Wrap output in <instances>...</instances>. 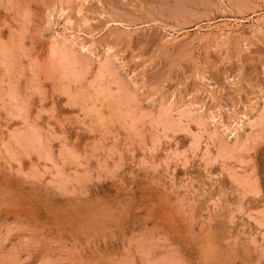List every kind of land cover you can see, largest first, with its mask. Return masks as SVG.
I'll return each mask as SVG.
<instances>
[{"label": "rangeland", "instance_id": "obj_1", "mask_svg": "<svg viewBox=\"0 0 264 264\" xmlns=\"http://www.w3.org/2000/svg\"><path fill=\"white\" fill-rule=\"evenodd\" d=\"M0 264H264V0H0Z\"/></svg>", "mask_w": 264, "mask_h": 264}, {"label": "bare ground", "instance_id": "obj_2", "mask_svg": "<svg viewBox=\"0 0 264 264\" xmlns=\"http://www.w3.org/2000/svg\"><path fill=\"white\" fill-rule=\"evenodd\" d=\"M56 34H57V33H56ZM64 34H65V33H61V34H59V35H57V36H59L58 38H62V39H63V38H64ZM54 36H55V35H54ZM63 43H64V42H63ZM86 49H87V47H86Z\"/></svg>", "mask_w": 264, "mask_h": 264}]
</instances>
